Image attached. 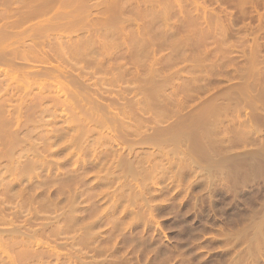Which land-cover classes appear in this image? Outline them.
Returning <instances> with one entry per match:
<instances>
[{
  "label": "rangeland",
  "instance_id": "obj_1",
  "mask_svg": "<svg viewBox=\"0 0 264 264\" xmlns=\"http://www.w3.org/2000/svg\"><path fill=\"white\" fill-rule=\"evenodd\" d=\"M0 56V264H264V0H0Z\"/></svg>",
  "mask_w": 264,
  "mask_h": 264
},
{
  "label": "bare ground",
  "instance_id": "obj_2",
  "mask_svg": "<svg viewBox=\"0 0 264 264\" xmlns=\"http://www.w3.org/2000/svg\"><path fill=\"white\" fill-rule=\"evenodd\" d=\"M19 17H20V16H19ZM23 17H24V15H23ZM29 17H30V16H29ZM20 19H21V17H20ZM8 22H9V21H8ZM11 24H12V23H11ZM2 25H3V24H2ZM8 26H9V25H8ZM11 26H12V25H11ZM3 29H5V27H3ZM6 29H7V27H6ZM6 29H5V30H6ZM1 31H3V30H1ZM11 31H12V30H11ZM11 31H10V32H11ZM1 49H2V48H1ZM11 49H12V48H11ZM7 50H8V49H7ZM9 50H10V49H9ZM6 52H8V51H6ZM9 52L12 53L13 51H12V52L9 51ZM3 53H4V52H3ZM5 54H6V53H5ZM2 55H3V54H2ZM17 55H18V54H17ZM21 55H22V54H21ZM13 56H14V55H13ZM0 57H1V56H0ZM3 57H4V56H3ZM8 57H9V56H8ZM19 57H21V56L19 55ZM19 57H18V58H19ZM14 58H15V56H14ZM16 58H17V57H16ZM23 58H24V57H23ZM23 58H22V59H23ZM2 59H3V58H2ZM5 59H6V58H5ZM24 59H25V58H24ZM24 59H23V60H24ZM12 60H14V59H12ZM11 62H12V61H11ZM20 62H21V61H20ZM25 64H26V63H25ZM1 65H2V63H1ZM21 66H22V64H21ZM0 67H1V66H0ZM26 67H27V66H26ZM23 68H24V67H23ZM5 70H6V69H5ZM8 70H9V69H8ZM14 73H15V72H14ZM46 73H47V72H46ZM48 73H49V72H48ZM44 74H45V73H44ZM24 75H25V74H24ZM31 75H32V74H31ZM27 76H28V75H27ZM27 76H26V77H27ZM45 76H46V75H45ZM18 77H19V76H18ZM28 77H29V76H28ZM4 78H5V77H4ZM5 81H6V80H5ZM1 83H2V82H1ZM5 83H6V82H5ZM6 84H7V83H6ZM2 223H3V222H2ZM0 239H1V238H0Z\"/></svg>",
  "mask_w": 264,
  "mask_h": 264
}]
</instances>
